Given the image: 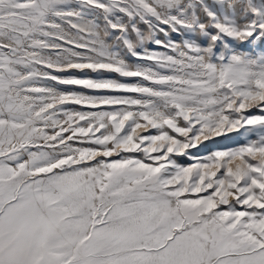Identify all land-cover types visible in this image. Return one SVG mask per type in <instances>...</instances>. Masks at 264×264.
Listing matches in <instances>:
<instances>
[{
	"label": "snow or ice",
	"instance_id": "6c2138e0",
	"mask_svg": "<svg viewBox=\"0 0 264 264\" xmlns=\"http://www.w3.org/2000/svg\"><path fill=\"white\" fill-rule=\"evenodd\" d=\"M0 264H264V0H0Z\"/></svg>",
	"mask_w": 264,
	"mask_h": 264
},
{
	"label": "rangeland",
	"instance_id": "374dc122",
	"mask_svg": "<svg viewBox=\"0 0 264 264\" xmlns=\"http://www.w3.org/2000/svg\"><path fill=\"white\" fill-rule=\"evenodd\" d=\"M155 48V46H153ZM233 137L231 140L223 139V138H217L219 140V144L216 145V147L220 148H235L240 146V144L244 143L243 137H239L238 134L232 133L229 134ZM182 162L187 163L188 161L184 160Z\"/></svg>",
	"mask_w": 264,
	"mask_h": 264
}]
</instances>
